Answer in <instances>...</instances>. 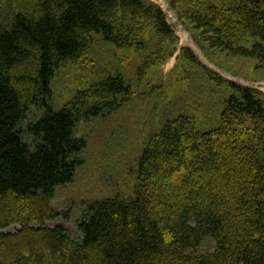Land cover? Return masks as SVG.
<instances>
[{
	"label": "trees",
	"instance_id": "16d2710c",
	"mask_svg": "<svg viewBox=\"0 0 264 264\" xmlns=\"http://www.w3.org/2000/svg\"><path fill=\"white\" fill-rule=\"evenodd\" d=\"M186 1L170 4L209 48L264 63V0ZM147 24L176 42L148 0H0V264H264V93L210 71L225 84L218 126L204 131L183 109L144 148L134 195L91 202L80 239L47 225L68 217L53 200L83 164L77 127L131 90L121 74L107 75L55 112L52 81L84 60L93 35L142 48ZM218 84L209 88L221 94ZM32 107L46 113L28 121ZM205 241L216 247L201 253Z\"/></svg>",
	"mask_w": 264,
	"mask_h": 264
},
{
	"label": "rangeland",
	"instance_id": "374dc122",
	"mask_svg": "<svg viewBox=\"0 0 264 264\" xmlns=\"http://www.w3.org/2000/svg\"><path fill=\"white\" fill-rule=\"evenodd\" d=\"M148 1L166 13L176 42L162 41L148 24L143 26L145 45L142 48H118L100 35H93L87 57L61 67L51 84L50 104L55 112L69 103L75 92L107 75L121 74L131 86L129 95L119 97L116 108L80 123L75 132L87 141L80 154L83 164L71 183L57 187L53 200V205L68 217L47 223L50 227L63 226L75 239L83 236L78 224L91 202L135 194L140 182L139 158L163 121L177 117L186 109L197 119L200 129L208 131L218 126L220 112L218 115L216 98L222 97L225 84L211 81L207 71L213 72V79H227L264 93V63L220 48H209L204 35H200L201 29L185 26L170 0ZM124 21L121 18L117 22L124 24ZM184 48H189L201 63L190 64L184 57ZM210 83L220 85L222 93L209 88ZM210 98L213 99L208 102ZM45 113L46 108L32 107L28 121L37 120ZM5 232L14 233L15 226ZM207 241L200 246L201 253L216 247L213 242V247L207 243V248Z\"/></svg>",
	"mask_w": 264,
	"mask_h": 264
},
{
	"label": "bare ground",
	"instance_id": "6f19581e",
	"mask_svg": "<svg viewBox=\"0 0 264 264\" xmlns=\"http://www.w3.org/2000/svg\"><path fill=\"white\" fill-rule=\"evenodd\" d=\"M188 40V39H187ZM234 89V88H233Z\"/></svg>",
	"mask_w": 264,
	"mask_h": 264
}]
</instances>
